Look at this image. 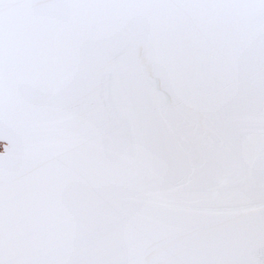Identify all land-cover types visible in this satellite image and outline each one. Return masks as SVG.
<instances>
[{"label":"snow or ice","instance_id":"1","mask_svg":"<svg viewBox=\"0 0 264 264\" xmlns=\"http://www.w3.org/2000/svg\"><path fill=\"white\" fill-rule=\"evenodd\" d=\"M0 264H264V0H0Z\"/></svg>","mask_w":264,"mask_h":264}]
</instances>
